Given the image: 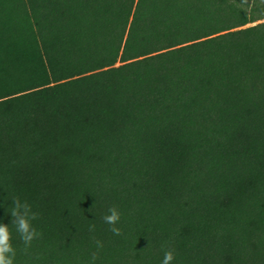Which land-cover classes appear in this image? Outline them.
<instances>
[{
  "label": "trees",
  "instance_id": "1",
  "mask_svg": "<svg viewBox=\"0 0 264 264\" xmlns=\"http://www.w3.org/2000/svg\"><path fill=\"white\" fill-rule=\"evenodd\" d=\"M0 223L15 264H264V0H0Z\"/></svg>",
  "mask_w": 264,
  "mask_h": 264
},
{
  "label": "clouds",
  "instance_id": "2",
  "mask_svg": "<svg viewBox=\"0 0 264 264\" xmlns=\"http://www.w3.org/2000/svg\"><path fill=\"white\" fill-rule=\"evenodd\" d=\"M10 210L12 217L11 225L14 226L16 233L24 244V252L27 254L35 239L42 238V233L33 225V221L39 219V213L33 211L32 205L27 201H21L18 197L13 198ZM104 223L110 225L109 230L116 236L122 235V229L117 226L121 220V212L116 206L108 208V214L102 217ZM90 231L95 230V225L89 226ZM97 251L91 255L90 264H95L99 258V251L104 247L103 242L95 240ZM17 250L13 246L12 230L8 224L0 223V264H15ZM175 254L173 250L165 251L161 264H171ZM39 259V257H37Z\"/></svg>",
  "mask_w": 264,
  "mask_h": 264
}]
</instances>
